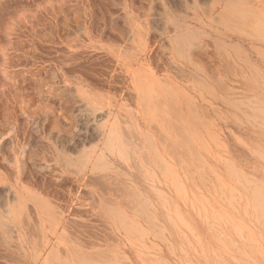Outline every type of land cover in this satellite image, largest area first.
Wrapping results in <instances>:
<instances>
[{
    "label": "rangeland",
    "instance_id": "1",
    "mask_svg": "<svg viewBox=\"0 0 264 264\" xmlns=\"http://www.w3.org/2000/svg\"><path fill=\"white\" fill-rule=\"evenodd\" d=\"M3 4L0 264H264V0Z\"/></svg>",
    "mask_w": 264,
    "mask_h": 264
},
{
    "label": "bare ground",
    "instance_id": "2",
    "mask_svg": "<svg viewBox=\"0 0 264 264\" xmlns=\"http://www.w3.org/2000/svg\"><path fill=\"white\" fill-rule=\"evenodd\" d=\"M14 2H15V1H14ZM14 2H13V3H14ZM16 2H17V4H15ZM16 2L14 3L15 6H16V5H20V2H19V4H18V1H16ZM10 3H11V2H10ZM22 4H23V3H21V5H22ZM5 6H6V5L3 4V5L0 7V14H2V11L4 12V10H5ZM20 7H22V6H19V8H20ZM16 8H18V7H16ZM16 8H15V9H16ZM13 9H14V8H13ZM2 15H3V14H2ZM7 18H8V17H6V19H7ZM0 19H3V18H1V15H0ZM0 22H1V21H0ZM5 22H6V21H5ZM1 24H2V23H1ZM6 27H7V26H6ZM3 29H4V28H3ZM3 29H2V31H0V33H1V32L3 33ZM146 29H147V28H146ZM3 34H4V33H3ZM7 34H8V33H7ZM32 34H33V33H32ZM32 34H31V35H32ZM33 35H34V34H33ZM3 36H4V35H3ZM35 36H36V35H35ZM32 37H33V36H32ZM36 38H37V37H36ZM0 40H1V39H0ZM4 41H5V40H4ZM4 43H5V42H4ZM2 44H3V43H2ZM14 44H15V43H13V44H11V45L8 44V45H10V46H7L6 48H4V49H3V53H0V59L4 60V61H3L4 66L7 65V64H9V63H7L8 59H6V55H7V53H9V51L11 52V50L13 51V49H14L15 47H16V48L18 47L19 49H20V47H21V46H16V45L13 46ZM0 47H1V46H0ZM18 48H17V49H14V50L17 51V50H19ZM7 58H8V57H7ZM3 63H2V64H3ZM2 70H3V68H2ZM4 70H6V69H4ZM63 73H64V72H63ZM6 74H7V72L5 73V71H4V76H5ZM2 75H3V73H2ZM7 75H8V74H7ZM1 77H2V76H1ZM4 78H5V77H4ZM6 78H7V77H6ZM13 78H14V77L12 76L11 79H9V78H8V79H5L6 81L8 80V83H7V84H9L10 81H11V83H12V84L10 83L12 86H14V84H17V83H18L17 81H14V82H13ZM14 79H16V77H15ZM2 80H3V79H2ZM16 80H17V79H16ZM6 81H5V82H6ZM18 81H19V80H18ZM15 82H17V83H15ZM9 86H10V85H9ZM9 86L7 85V87H9ZM10 87H11V86H10ZM7 89H8V88H7ZM7 89H6V90H7ZM8 90H12V88H11V89H8ZM11 92H12V94H13V97H14V95H16L17 97H18V96L21 97V96H24V94L27 95V94L29 93V92L27 93L26 90H24L23 87H22L21 85L19 86L18 84L14 86V89H13V91H11ZM28 95H30V97H32L31 94H28Z\"/></svg>",
    "mask_w": 264,
    "mask_h": 264
}]
</instances>
